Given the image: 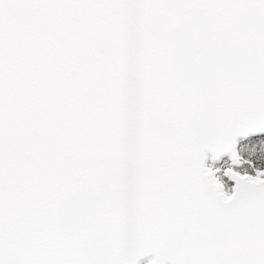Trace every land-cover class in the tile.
I'll return each instance as SVG.
<instances>
[{"label": "snow or ice", "instance_id": "6c2138e0", "mask_svg": "<svg viewBox=\"0 0 264 264\" xmlns=\"http://www.w3.org/2000/svg\"><path fill=\"white\" fill-rule=\"evenodd\" d=\"M259 134L264 0H0V264H264Z\"/></svg>", "mask_w": 264, "mask_h": 264}, {"label": "rangeland", "instance_id": "374dc122", "mask_svg": "<svg viewBox=\"0 0 264 264\" xmlns=\"http://www.w3.org/2000/svg\"><path fill=\"white\" fill-rule=\"evenodd\" d=\"M252 140L253 138L241 144V155L244 156L245 159H252L254 161L259 159L261 164H264V145H261L259 143H251ZM229 166V161L224 160V162L219 165L218 168L226 169ZM238 170L241 172L248 171L250 174L255 175V171L249 165H244ZM228 185L230 184L228 183ZM227 190L230 191L231 188L227 186Z\"/></svg>", "mask_w": 264, "mask_h": 264}, {"label": "water", "instance_id": "95a60500", "mask_svg": "<svg viewBox=\"0 0 264 264\" xmlns=\"http://www.w3.org/2000/svg\"><path fill=\"white\" fill-rule=\"evenodd\" d=\"M251 137V136H250ZM241 140H245L244 138H241ZM209 155V158H211V153H209L208 154ZM208 161V160H207ZM206 164H207V162H206ZM232 182H234V184H235V181L234 180H231ZM151 259H153V257H145V258H143L141 261H140V263L143 261H145V260H147V261H150Z\"/></svg>", "mask_w": 264, "mask_h": 264}]
</instances>
